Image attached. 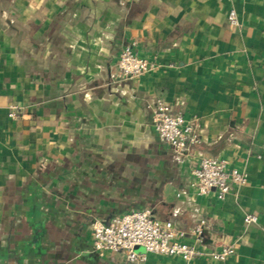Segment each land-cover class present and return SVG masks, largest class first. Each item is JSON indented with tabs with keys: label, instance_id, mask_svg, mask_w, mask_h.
Segmentation results:
<instances>
[{
	"label": "crops",
	"instance_id": "0c3cea01",
	"mask_svg": "<svg viewBox=\"0 0 264 264\" xmlns=\"http://www.w3.org/2000/svg\"><path fill=\"white\" fill-rule=\"evenodd\" d=\"M129 43L154 67L113 82ZM156 98L195 124L199 144L159 138ZM204 157L246 182L223 199L197 194ZM144 208L187 241L204 219L202 248H236L143 264H264V0H0V263L123 261L93 248V222Z\"/></svg>",
	"mask_w": 264,
	"mask_h": 264
},
{
	"label": "built area",
	"instance_id": "2783aa9c",
	"mask_svg": "<svg viewBox=\"0 0 264 264\" xmlns=\"http://www.w3.org/2000/svg\"><path fill=\"white\" fill-rule=\"evenodd\" d=\"M231 25H238L234 9L227 12ZM154 64L147 57L138 56L133 44L122 47L115 69L110 73L113 82H120L138 77L150 71ZM19 110L12 105L8 116L17 117ZM151 121L159 138L175 150H183L188 145L199 144L200 137L196 126L185 119L180 112H172L162 98H156L151 114ZM190 186L197 194H206L215 190L217 197L223 199L232 185L246 182V174L228 165L225 159L204 157L199 165L192 169ZM245 223L256 221V215L246 212ZM205 220H198L190 230L191 241L185 239L187 233L176 228L170 221L160 222L149 208L128 211L111 217L109 220L97 219L92 227V245L96 251L119 252L124 255L123 261L113 264H143L146 254L177 256L184 261L196 257L208 256L225 260L235 252V242L223 239L218 249L206 250L200 246L205 239ZM141 246L143 251L135 248ZM0 264H10L3 262Z\"/></svg>",
	"mask_w": 264,
	"mask_h": 264
},
{
	"label": "water",
	"instance_id": "95a60500",
	"mask_svg": "<svg viewBox=\"0 0 264 264\" xmlns=\"http://www.w3.org/2000/svg\"><path fill=\"white\" fill-rule=\"evenodd\" d=\"M138 248V247H137Z\"/></svg>",
	"mask_w": 264,
	"mask_h": 264
}]
</instances>
